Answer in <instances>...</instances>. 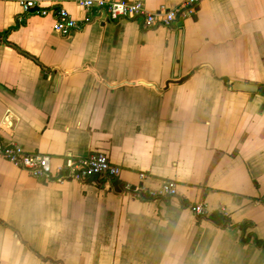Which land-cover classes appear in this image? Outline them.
Wrapping results in <instances>:
<instances>
[{
    "label": "crops",
    "instance_id": "crops-1",
    "mask_svg": "<svg viewBox=\"0 0 264 264\" xmlns=\"http://www.w3.org/2000/svg\"><path fill=\"white\" fill-rule=\"evenodd\" d=\"M78 1L42 4L81 21ZM22 15L0 0V140L53 166L104 151L121 170L45 181L0 156V264H264L242 239L264 240V0H201L153 28L102 13L67 35ZM164 180L177 193L150 196Z\"/></svg>",
    "mask_w": 264,
    "mask_h": 264
},
{
    "label": "built area",
    "instance_id": "built-area-1",
    "mask_svg": "<svg viewBox=\"0 0 264 264\" xmlns=\"http://www.w3.org/2000/svg\"><path fill=\"white\" fill-rule=\"evenodd\" d=\"M200 1L184 0L174 7L155 12L146 8L144 0H79L78 5L88 11V14L78 21L65 8L45 6L42 0H19L23 13L19 20L30 15H51L53 30L60 35H67L72 30L97 19L96 16L102 13H105L107 19L112 22L137 19L143 27L153 28L169 26L191 16ZM0 156L30 175L45 181H82L89 178L112 181L118 177L121 170L118 165L110 161L108 154L104 151H95L78 158L66 157L60 164L53 166L50 154L28 151L21 144L4 143L0 140ZM144 175V173L140 174L141 177ZM125 187L130 188L131 186L127 184ZM138 190L137 188L136 196L141 195ZM176 193V183L173 180H164L159 188L150 191L149 195L172 197ZM191 209L197 214L205 211L202 204H195Z\"/></svg>",
    "mask_w": 264,
    "mask_h": 264
},
{
    "label": "trees",
    "instance_id": "trees-1",
    "mask_svg": "<svg viewBox=\"0 0 264 264\" xmlns=\"http://www.w3.org/2000/svg\"><path fill=\"white\" fill-rule=\"evenodd\" d=\"M210 218L216 223V224H224L227 222V218H225L221 213L219 212H214L210 215ZM245 225H248V223H244L242 226V229H245ZM244 241H247V240H252L255 242V244L258 246V247H263L264 248V240H260L254 236H250V235H247V236H243L242 238Z\"/></svg>",
    "mask_w": 264,
    "mask_h": 264
},
{
    "label": "water",
    "instance_id": "water-1",
    "mask_svg": "<svg viewBox=\"0 0 264 264\" xmlns=\"http://www.w3.org/2000/svg\"><path fill=\"white\" fill-rule=\"evenodd\" d=\"M181 79L170 80L169 82L166 83V85H168L169 83H172V82H178ZM233 88L236 90H242V91H248V92H256L258 90V86L256 84L244 83V82H235L233 84Z\"/></svg>",
    "mask_w": 264,
    "mask_h": 264
}]
</instances>
